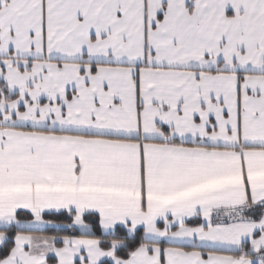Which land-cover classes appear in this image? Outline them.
I'll return each instance as SVG.
<instances>
[{
    "label": "snow or ice",
    "instance_id": "obj_1",
    "mask_svg": "<svg viewBox=\"0 0 264 264\" xmlns=\"http://www.w3.org/2000/svg\"><path fill=\"white\" fill-rule=\"evenodd\" d=\"M0 264H264V0H0Z\"/></svg>",
    "mask_w": 264,
    "mask_h": 264
}]
</instances>
